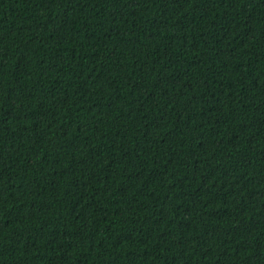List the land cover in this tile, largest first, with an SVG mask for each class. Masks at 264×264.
I'll return each mask as SVG.
<instances>
[{"label": "trees", "instance_id": "1", "mask_svg": "<svg viewBox=\"0 0 264 264\" xmlns=\"http://www.w3.org/2000/svg\"><path fill=\"white\" fill-rule=\"evenodd\" d=\"M0 264H264V0H0Z\"/></svg>", "mask_w": 264, "mask_h": 264}]
</instances>
